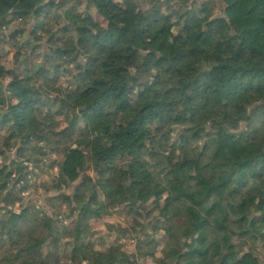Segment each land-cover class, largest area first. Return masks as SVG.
I'll return each mask as SVG.
<instances>
[{"label":"trees","instance_id":"trees-1","mask_svg":"<svg viewBox=\"0 0 264 264\" xmlns=\"http://www.w3.org/2000/svg\"><path fill=\"white\" fill-rule=\"evenodd\" d=\"M58 1L64 0H0V43L12 24L34 20L30 35L41 31L59 44L52 74L35 66L39 87L30 73L0 66V131L7 134H0V193L20 173L2 197L0 262L140 264L104 238L97 250L89 223L123 205L141 216L153 200L161 219L153 230L165 233L162 257L156 250L146 255L154 264H264V0H157L152 8L79 0L106 25L71 12L56 34L41 18ZM74 64L79 73L66 89L50 86ZM63 117L67 127L58 131ZM247 122L246 131L233 133ZM78 131L80 146L45 164L61 150L54 140ZM174 133L179 144L162 156L156 146ZM28 165H60L57 191L84 173L73 195L60 193L72 206L71 230L37 212L44 230L36 235L24 226L31 209L12 208L15 187L29 184ZM65 250L71 259L61 256Z\"/></svg>","mask_w":264,"mask_h":264},{"label":"rangeland","instance_id":"rangeland-1","mask_svg":"<svg viewBox=\"0 0 264 264\" xmlns=\"http://www.w3.org/2000/svg\"><path fill=\"white\" fill-rule=\"evenodd\" d=\"M121 2L124 0H120ZM138 5L143 6H150V8L157 5V0H134ZM162 1V0H160ZM58 5L51 9V12L45 11L41 20L44 21V23H47L48 25V31H51L52 33H60L62 28L66 25L67 22V13H75V14H82L90 15L97 23L106 25L103 21V19L97 14V12L92 8V6L87 7V5L84 2H80L79 0H64V1H58ZM45 19V20H44ZM31 24L33 26L36 25V22L34 20L31 21ZM30 24H21V23H14L12 26L3 31V37L4 41L0 43V66L3 65L7 70H15L17 73L20 71L28 72L32 76V83H34L35 86H41L44 84L43 80H41L39 77L36 76V71L34 73V69L36 66V62L39 61L40 64H44L47 69H52L51 74L54 72L53 65V51L59 47V44L56 45V43H50L49 40L51 36H47L46 33H42L39 31L36 35H30V32L33 29V26ZM53 26H56L55 31H53ZM17 29H24V33H22V36L18 39L12 38V35L16 32ZM15 31V32H14ZM41 37V39H38ZM48 37L46 42L44 41V38ZM1 39V38H0ZM43 42V43H42ZM63 46V45H62ZM52 58V60H50ZM85 58H83L84 61ZM27 60V62H25ZM59 63V62H58ZM56 64V63H55ZM75 65V64H74ZM71 69L70 75H60L59 81L50 86L52 87H58L62 80H64L66 77H70V79H73L76 77L79 73L77 70V66L74 67L69 66ZM15 68H17L19 71H17ZM147 78V75H143L141 77L142 82H145ZM66 81L67 87L70 85L69 80ZM8 82V81H7ZM6 82V83H7ZM6 83L4 85H6ZM1 84V83H0ZM47 87L44 88L46 90ZM66 89V88H64ZM136 99V97H135ZM55 111V109H54ZM63 119H60V123L58 125V131H63L67 125V123ZM54 126L56 125V119L53 121ZM85 123L80 124V128H85ZM166 127L168 125H164V129L168 130ZM249 128L248 122L243 123L239 130L233 131L234 134H238L239 132H244ZM57 131V132H58ZM168 131H165L162 133V135L168 134ZM1 137L3 136L7 137V134L4 133L3 130L0 131ZM83 132L78 131L76 135H73L71 137H64V140H61V138H57L54 141L60 143V146H54L57 149H61L60 152L57 151L55 154L58 159L56 160L57 163L63 160L62 153L65 152L68 146H72V144L76 143V141H79L82 137ZM180 137L176 136L175 133L171 136L170 139H166V137H163L161 142L156 146L155 150L158 151L159 154L162 156H167L169 152H172L173 149L179 144ZM74 142V143H73ZM13 151V150H12ZM11 154V152H10ZM16 155V150L12 152L11 157L14 158ZM1 160V158H0ZM7 163H9L7 161ZM51 163V162H50ZM49 163V165H50ZM107 167H105V170ZM28 180L29 184H21L15 187V195L19 198V201L15 203L12 208L15 210L17 205H20V211H16L17 213H20L23 209H31V216L29 215V218L27 222L24 224L26 225V228H29V231H33L34 234L37 235V233H42L44 230L43 224L36 218V213L39 212L38 215L46 214L45 209L48 211H51L53 213L52 218L57 219L59 218L60 221H62L63 225L67 228H70L72 225V220L69 218L72 213V206H68L64 200L59 199L60 194L49 196L44 198L43 202L37 200V199H30L27 202H25L24 197L21 195L24 192L29 191V189H32L34 187H38L37 185H34L30 182L29 178H35V179H41L44 176H47L49 173V169L44 168L36 169L33 167V170H28ZM86 171V172H85ZM85 174L89 175L90 172H93L92 169L87 168L85 170ZM154 174V168L151 170ZM95 179L97 182L99 180V177L95 174L94 176L90 175ZM109 174L106 175L104 178H108ZM84 179V173L81 174L79 182ZM103 179V177H102ZM78 182V183H79ZM56 183V182H55ZM52 185L51 189L46 188V191L56 190L54 188V184ZM76 183L72 187V190L70 192H66L69 196L74 194V191L76 189ZM57 191V190H56ZM63 193V192H61ZM65 193V192H64ZM101 200H105L102 195L99 197ZM107 201V200H106ZM153 200H151L146 206L143 211H141V216L135 213L131 210L130 207L124 206L118 207L113 209L112 213L109 216L103 215L99 219H93L90 221V234L89 238L92 243L96 245L97 250L103 251L105 248L103 245V238L107 240L106 246L110 245H120L124 248L127 253L131 255H135L138 263L140 264H154V260L151 257H146V255L152 251L156 250V256L162 257V247L164 245L165 241V233L161 230L154 231V226L157 225L159 222H161V219L159 218V212L155 210L154 205L152 203ZM0 207H4V204L2 202V198H0ZM67 208V211H62L63 209ZM158 213V215L156 214ZM47 215V214H46ZM48 216V215H47ZM49 217V216H48ZM143 221V222H142ZM62 243H66L68 238H63ZM154 239V243L150 244L149 241H152ZM153 242V241H152ZM245 249L249 250V247H251L253 244L251 242H248ZM68 249V248H66ZM62 257H65V260L71 259V251H63L61 253ZM1 257V255H0ZM259 257L264 261V251L259 252ZM0 264H2L0 262Z\"/></svg>","mask_w":264,"mask_h":264},{"label":"clouds","instance_id":"clouds-1","mask_svg":"<svg viewBox=\"0 0 264 264\" xmlns=\"http://www.w3.org/2000/svg\"><path fill=\"white\" fill-rule=\"evenodd\" d=\"M55 28H56V26H53V31H55ZM172 31L173 32H176L177 29L176 28H173ZM47 39H48V37H45L43 42H46ZM36 67L37 68L40 67V62L39 61L36 62ZM72 67H74V66H72ZM68 79H70V77H66L64 80H62L61 83H60V85L58 87H60L61 89L67 88L66 81ZM45 91H48V90H45ZM51 94L52 95H56L58 93H51ZM59 94H62V93H59ZM78 110L79 109H77V111ZM121 122L123 123L124 121H121ZM65 127H67V125H65ZM84 142L86 143L87 141H84ZM202 142L203 141H201V143ZM79 146H80L79 144L74 143V144H72L71 147L73 149H76ZM14 150L15 149H13V151ZM53 159H58V157H56L55 154H52L49 159L45 160V164L50 163L51 160H53ZM206 163H207V161H206ZM28 168L30 170H33V165H28ZM77 171H79V167L77 168ZM19 175H20V173H17L16 175L13 176L12 182L9 183V185H8V189H5L4 192L0 193V198H2L3 196L7 195V192L12 188V186L15 183L16 179L19 178ZM62 175H63L62 167L60 165H57L55 168H53V169H51L49 171V173H48L47 176H44L41 179L29 178L30 179V182L33 183L34 185H37L38 187H34L32 189H29V191L24 192V193L21 194L24 197L25 202H27L30 199H37V200L41 201V203H42L43 200H44V198H46V197L58 195L61 192H65V193L66 192H70L72 190V187L71 186H74L80 180V177L79 176H76L75 178H70L71 186H63V187H61V189L59 191H56V190L46 191L45 190L46 188L51 189L53 183H55L57 181V179L60 176H62ZM89 175L94 176L95 173L94 172H90ZM2 182H3V180L0 179V183H2ZM22 184H23V182H21V186H22ZM20 208H21V206L20 205H17L16 208H15V211H17V212L20 211ZM62 211H65L66 212L67 211V208L63 209ZM45 212H46V214L49 217H52L53 216V213L51 211H48L47 209H45ZM156 214L158 215V213H156ZM245 251H247V249H245Z\"/></svg>","mask_w":264,"mask_h":264}]
</instances>
